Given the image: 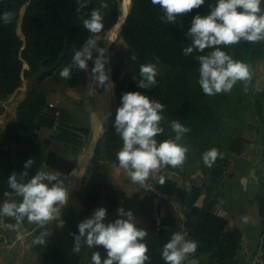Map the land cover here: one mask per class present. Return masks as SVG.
I'll return each mask as SVG.
<instances>
[{
	"label": "trees",
	"instance_id": "1",
	"mask_svg": "<svg viewBox=\"0 0 264 264\" xmlns=\"http://www.w3.org/2000/svg\"><path fill=\"white\" fill-rule=\"evenodd\" d=\"M215 2L205 0L199 9L178 15L175 23L168 24L161 21L159 6H154L150 0H130L129 12L119 32L123 43L112 51L108 69L115 86L116 112L123 93L139 90L132 77L139 81L140 65L159 58L166 71L156 77L157 86L146 93L150 100L164 105V118L160 123L164 131L155 138L158 141L174 138L169 126L173 120L189 128L181 143L189 148L186 160L202 171L200 192L221 199L217 189L230 165L231 144L247 129L245 116L249 114L258 124L264 120V87L257 93L245 92L242 82L238 81L230 93L215 96L205 95L199 87V64L195 57L211 50L183 55L182 49L190 43L185 33L192 17L207 15L209 5L214 6ZM103 3L107 6L101 8V0H88L87 7L78 11L75 0H0V13H13L10 24L0 23V104L14 99L0 131V200L4 199L3 193L9 191V175L24 171L23 165L29 158L34 163L27 170L26 180L42 170L46 152L37 131L51 88H86L87 72L74 69L70 79L60 77L59 72L71 63L74 51L88 39H102L117 23L121 0H103ZM93 9H99L103 16L104 27L96 34L83 28V19L88 18ZM221 47L234 60L247 65L264 58V42L240 41ZM133 55L134 62L130 59ZM88 67L90 71L91 61ZM113 120L97 142L79 192L69 199L64 209V222L77 219L79 223L97 208L103 207L109 213L115 206V198L110 194L108 167L117 160L122 141L112 127ZM73 122L63 112L56 120L51 119L52 124L60 127L72 126ZM49 123L46 121L44 125ZM212 148L222 157L218 156L208 168L201 157ZM250 258H226L220 264H248Z\"/></svg>",
	"mask_w": 264,
	"mask_h": 264
},
{
	"label": "crops",
	"instance_id": "2",
	"mask_svg": "<svg viewBox=\"0 0 264 264\" xmlns=\"http://www.w3.org/2000/svg\"><path fill=\"white\" fill-rule=\"evenodd\" d=\"M108 64L106 70L114 85ZM249 68L251 79L241 81L243 91L257 93L264 87V58ZM108 91L96 87L90 75L85 89L53 87L49 91L37 133L46 153L53 151L74 164L71 174L63 177L68 200L59 206L60 217L43 226L25 219L18 230H12L6 225L15 224V220L1 217L0 264H92L93 251L99 250L104 256L102 246L90 249L82 245L80 252L74 253L72 234L77 233L78 220L64 222L63 216L69 199L79 192L87 164L113 117L115 86ZM62 112L72 118V126L51 123ZM46 121L50 123L44 125ZM245 121L247 129L232 142L230 165L217 189L221 199L200 192L203 174L191 161L185 159L181 166L170 169L162 167L164 171H174L176 176L161 178L163 183L158 179L155 188L183 207L184 215L180 219L167 201L133 183L116 160L108 167L110 194L116 202L112 211L106 213L105 223L118 218V208L131 210L137 226L148 232L145 243L150 264H165L160 253L173 232H186L188 239L198 242L195 253L188 255L183 264H220L226 258H252L257 253L264 256V172L261 167L255 168V161L264 160V120L258 124L247 114ZM41 171L52 172L44 164ZM16 199L19 202L20 198ZM45 231L48 235L44 246L27 247Z\"/></svg>",
	"mask_w": 264,
	"mask_h": 264
},
{
	"label": "clouds",
	"instance_id": "3",
	"mask_svg": "<svg viewBox=\"0 0 264 264\" xmlns=\"http://www.w3.org/2000/svg\"><path fill=\"white\" fill-rule=\"evenodd\" d=\"M79 9L87 7L88 0H75ZM159 6L162 22L173 24L178 15L199 9L205 0H150ZM264 0H216L209 5V13L205 16L196 14L192 17L190 27L185 33L190 43L182 49L185 56L210 49L206 55H197L199 67L197 83L207 96L228 94L238 81L251 79L249 65L234 60L221 46L235 45L240 41L264 42ZM107 5L101 0V8ZM13 13H0V23L10 24ZM103 16L99 9H93L88 18L83 19V28L92 34L103 29ZM95 54V55H94ZM135 61L136 57H130ZM93 67L89 71L88 63ZM109 58L106 49L98 47L97 41L88 39L78 50L74 51L71 63L62 67L60 77L70 79L72 71L87 72L96 87L106 91L114 85L109 79L106 65ZM158 57L154 62L139 67V81L135 77L139 89L148 90L157 86ZM164 105L157 100H150L141 92H126L120 97V105L116 109L112 127L122 141V148L117 152L118 166L123 169L133 183L148 187L146 181L150 174L164 166L178 167L186 159L189 148L181 143L183 137L190 132L179 120L170 122L174 138L158 141L155 137L164 129L160 126L163 120ZM95 115V114H94ZM109 115H111L109 113ZM107 119V117H105ZM218 156L217 149L212 148L202 154L203 164L211 168ZM34 161L29 158L23 165L25 169L17 174L9 175L7 185L9 191L3 193L0 200V217H10L15 224L7 228L18 230L25 219L40 226L60 217V207L68 200V189L64 185V173L58 171H37L30 179L28 169ZM163 183V180L160 181ZM17 197L20 198L19 202ZM114 221L105 223L106 209L94 210L89 218L77 224V233H73L74 253H79L82 245L90 249L102 246L101 251L91 254L92 264H146L150 257L145 238L148 232L137 226L136 218L131 210L120 207ZM63 223V221L61 220ZM48 233L41 232L28 248L34 245L44 246ZM198 247L196 240L188 239L186 232H173L160 253L165 264H183L186 257L195 253Z\"/></svg>",
	"mask_w": 264,
	"mask_h": 264
},
{
	"label": "built area",
	"instance_id": "4",
	"mask_svg": "<svg viewBox=\"0 0 264 264\" xmlns=\"http://www.w3.org/2000/svg\"><path fill=\"white\" fill-rule=\"evenodd\" d=\"M260 167L262 168V170L264 172V160L259 159V160L255 161V168H260ZM170 176H176V173L174 171L173 172L172 171H164V170H162V168H159V169L155 170L152 174H150V177H149L148 182H147L148 187H146V188L151 195H154L155 197H158L159 199H163V200L167 201L169 203L170 207L172 208V210L174 211V213L180 219H182L183 215H184L183 207H181L178 203H176L172 199H169L165 195L158 192L155 188V182L158 179L170 177ZM248 264H264V256L262 254L257 253L256 255H254L250 259Z\"/></svg>",
	"mask_w": 264,
	"mask_h": 264
},
{
	"label": "rangeland",
	"instance_id": "5",
	"mask_svg": "<svg viewBox=\"0 0 264 264\" xmlns=\"http://www.w3.org/2000/svg\"><path fill=\"white\" fill-rule=\"evenodd\" d=\"M120 7H121V3H120ZM119 10H120V8H119ZM127 11H129V10H127ZM18 34H19V29H18ZM117 34L116 33L114 34V33L107 32L102 39H100V38H95L94 39L95 41H97L98 47L106 49V55H107L108 58L111 57L112 51L117 49L123 43L121 38H120V36H119V32ZM108 66H109V64H108ZM106 67H107V65H106ZM157 67H158V75H157V77H158V76L162 75L166 71V67L164 65L160 64V63H159V65ZM128 70H129V67L126 68V71H128ZM148 90L139 89L138 91L141 92V94L146 95ZM13 102H14V99L10 100L9 102L4 103L3 105L0 104V131L2 130L4 117H5V115H7L8 111H9V108L12 105L11 103H13ZM112 113H113V117H112L111 120H113V118H114L115 108H114V112H112Z\"/></svg>",
	"mask_w": 264,
	"mask_h": 264
},
{
	"label": "water",
	"instance_id": "6",
	"mask_svg": "<svg viewBox=\"0 0 264 264\" xmlns=\"http://www.w3.org/2000/svg\"><path fill=\"white\" fill-rule=\"evenodd\" d=\"M129 8H130V0H129ZM129 8H128V10H129ZM123 11H124V9H123V6L121 4L120 10H119V12H120L119 18H120V15H122ZM128 12L129 11H127L125 16H124V19H123V22L121 23L120 29L125 22V19H126ZM119 18H118V20H119ZM44 165H45V167L51 169L52 171H58V172L64 173V177H68L71 174L72 170L74 169V164L71 161L59 156L58 154L54 153L53 151H48L46 153Z\"/></svg>",
	"mask_w": 264,
	"mask_h": 264
},
{
	"label": "bare ground",
	"instance_id": "7",
	"mask_svg": "<svg viewBox=\"0 0 264 264\" xmlns=\"http://www.w3.org/2000/svg\"><path fill=\"white\" fill-rule=\"evenodd\" d=\"M122 1V0H121ZM121 4H122V6H123V9H124V11H123V13H122V15H120V18H119V20H118V22L116 23V25L114 26V28H112V30H110L109 31V33H118V32H120V26H121V23L123 22V19H124V16H125V14H126V12H127V10H128V7H129V0H123L122 2H121ZM118 35V34H117ZM109 40V39H108ZM112 90V89H111ZM108 92H110V90L108 91ZM110 94V93H109ZM103 97V96H102ZM101 98V97H100ZM105 98V97H104ZM111 98V97H110ZM101 99H103V98H101ZM100 100V99H99ZM105 100V99H104ZM108 100V99H107ZM101 101V100H100ZM110 103V102H109ZM98 104H100V103H98ZM103 105H104V103H103ZM106 105V104H105ZM99 107V106H98ZM104 109H106V108H104ZM100 111V110H99ZM101 112H102V110H101ZM100 112V113H101ZM97 114H98V112H97ZM101 118V117H100ZM101 120V119H100ZM99 120V121H100ZM98 121V120H97ZM103 121V120H102ZM95 122V121H94ZM98 124V123H97ZM102 127V126H101ZM96 128V127H95ZM98 130H100V129H98ZM96 133H98L97 131H96ZM101 133V132H100ZM93 136H95V135H93ZM97 136V135H96Z\"/></svg>",
	"mask_w": 264,
	"mask_h": 264
}]
</instances>
